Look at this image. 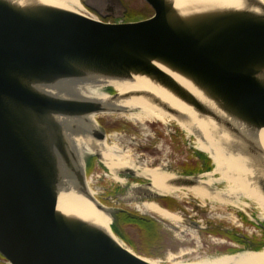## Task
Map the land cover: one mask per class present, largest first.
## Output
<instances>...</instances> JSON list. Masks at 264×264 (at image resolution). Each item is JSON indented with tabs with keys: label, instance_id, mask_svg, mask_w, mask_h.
Returning <instances> with one entry per match:
<instances>
[{
	"label": "water",
	"instance_id": "obj_1",
	"mask_svg": "<svg viewBox=\"0 0 264 264\" xmlns=\"http://www.w3.org/2000/svg\"><path fill=\"white\" fill-rule=\"evenodd\" d=\"M20 1L0 0V255L8 264H155L59 206L60 193L72 185L108 212L113 228L119 227L118 214L124 211L90 196V161L93 155L103 160L100 153L80 155L73 142L76 136L105 140L107 130L91 116L121 109L70 90L98 79L142 76L212 121L216 134L220 130L234 138L235 153L264 167V149L256 137L264 130V4L244 0V6L209 8L144 0L154 12L150 17L107 22L39 1ZM111 89L113 93L106 92L113 98L143 96L181 115L149 92ZM165 168L173 176L167 185L177 188L197 186L212 171ZM117 174L142 181L117 192V204L167 197L135 170ZM257 180L264 195V178ZM185 222L197 230L209 228L193 219ZM254 222L264 227V220ZM244 251L260 249L211 256Z\"/></svg>",
	"mask_w": 264,
	"mask_h": 264
},
{
	"label": "bare ground",
	"instance_id": "obj_2",
	"mask_svg": "<svg viewBox=\"0 0 264 264\" xmlns=\"http://www.w3.org/2000/svg\"><path fill=\"white\" fill-rule=\"evenodd\" d=\"M25 1L28 0H21L20 2ZM34 1L66 8L81 14H86L87 12V9L83 8L80 0ZM177 1L184 5H199V3H202L209 8L246 5L244 0ZM259 1L264 4V0ZM173 75L177 77L182 84L187 85L182 78L178 77L176 74ZM110 85L111 87H114L120 94H126L136 91L149 92L161 99L163 102L168 103L171 107L177 109L181 113V115L175 116L173 114H170L162 108L158 107L156 104L150 102L143 96H131L126 99L113 98L106 92V90L103 89L104 87ZM70 91L74 94L86 96L88 98L104 100L113 107L121 109L120 113L109 111L101 113L100 115H127L130 120L136 122H142L145 119L154 118L162 122H169L174 120L184 130L189 131L190 133H195L197 135L199 148L204 150L203 152L208 153L209 156H211L210 158L212 159V161L215 163V169L212 173L208 174L209 178L202 179L199 185L187 188H177L167 185V181L170 180L173 176L171 173L166 171L164 165L149 168L144 163L139 162V160L134 161L132 160L129 151L120 149L116 144L112 146L108 145V137H106L105 140L100 141L92 139L90 136H76L73 142L78 150V153L82 156L94 152L100 153L101 158L107 164L110 173L114 175V178L116 176L118 177L119 181L123 184V188L126 191L131 188V184L128 178L118 176L117 173L120 169H132L141 176L149 177L152 181L155 191L161 195H166L167 197H171L173 196V194L183 193V191H185L186 193H192L196 197V199L200 198L203 200H210L214 202L229 203L236 207L238 204H243L240 197L244 195L246 198L256 203L258 209L260 210L259 217L264 220V195L257 185V179L264 178V167H260L258 164V160L254 159L253 157L244 155L240 152L235 153L234 151H237V149H235L236 140L234 138L228 136V134L226 133H223L224 131L220 132V130H218V134H216V129L214 128L216 125L212 121L200 118L191 108L186 106L165 88L148 80L147 78H143L142 76H134L132 80L122 81L98 79L92 82H84L82 84L72 86ZM98 115L99 114L92 115L91 118L96 120ZM120 137L122 138V136ZM256 137L260 140L261 145L264 149V130H262ZM239 146L243 147L241 145ZM261 160L264 162V158ZM82 164L84 163L82 162ZM215 172H218L220 174L219 178L212 177ZM224 180L230 183V188H227L226 190H220L214 186V184H217ZM88 184L89 185H87V190L90 196L95 200H98V192L90 187L89 181ZM188 198L190 200L194 199L191 196H188ZM160 199L156 200L157 203L148 200H140L136 203L137 205H135L137 212H132L125 208L123 212H129L130 214L138 213L142 216H146L143 213H149L158 217L157 219H159L160 221L171 223V226L173 227L174 225L182 222L183 217L180 216V214L170 212L160 206V204L158 203ZM59 206L74 218L108 232L123 247L134 252L130 247L127 246L122 237L115 233L112 225V218L108 214V212L98 209L94 201L90 200L88 196L78 192L72 185L69 187L68 191L63 190L60 193ZM128 226L137 229L133 225L129 224H126L125 227H127L128 229ZM209 239L210 241H214V243L217 245L222 244L221 242H215L216 240L214 236H211V238ZM204 257H201V259L192 262L179 260L173 262L172 264H264V249L256 252L244 251L237 254H222V256H218L217 258ZM145 259L155 264L158 262L151 261L148 258Z\"/></svg>",
	"mask_w": 264,
	"mask_h": 264
},
{
	"label": "rangeland",
	"instance_id": "obj_3",
	"mask_svg": "<svg viewBox=\"0 0 264 264\" xmlns=\"http://www.w3.org/2000/svg\"><path fill=\"white\" fill-rule=\"evenodd\" d=\"M80 1L83 8L87 9V12L85 11L86 14L90 13L91 15L96 16L95 18L105 20L107 22L139 20L150 17L154 13L152 8L144 0ZM109 7L114 9V13H108L107 9ZM111 88L112 87H104L103 89L106 91L109 89V91L113 93L114 89L112 90ZM97 119L101 126L106 125L105 127L107 128L109 127L107 124L110 125L120 123L121 126H119V128H110L107 130V137L109 138L107 141L108 145L112 146L116 144L120 149L129 151L132 160H139V162L144 163L149 168L161 165H164L165 167L177 168L179 165L176 161L175 163L171 162L173 160H177L178 162L179 158L181 160L182 153L179 155L180 157L175 158L177 155H175L174 150L181 151L185 149V151H190V154H195L197 151H204L199 148L197 135L184 130L174 120L162 122L154 118L145 119L142 122H136L130 120L127 115L120 114H102L98 115ZM169 126L172 127L171 130L168 128ZM127 127L129 129L128 131L126 130ZM120 136H122V138ZM176 140H183V143H181L183 146L177 148V145H175L177 142ZM92 157L90 166L88 167L87 176L88 181L90 182V187L98 192V200L107 206L121 207L132 212H137L135 206L137 205L136 203L129 205L121 202L118 204L116 203L117 197H115V194L117 192H125L123 190V184L119 181L117 176L115 178L113 177L114 175L110 173L107 168V164L104 161H98L94 155ZM212 177L219 178L220 174L215 172ZM129 181L130 184H138L135 180L131 179ZM214 186L217 187V189L226 190L227 188H230V183L224 180L214 184ZM115 187L121 188L120 190L114 192ZM188 196H191L194 199L190 200ZM172 197L178 199L181 204L180 209H183L181 211L182 213L177 212L176 214H180V216L184 218L183 221L174 225V227L171 226V223L162 221L163 223L161 225L163 226L164 233L162 245L160 244L161 246L152 247L153 249H151L153 252L160 251L156 256L145 255L138 250V248H143V246H141L142 242L139 235L140 231L128 226V229H126L127 231H125L133 242H135L136 246H131L126 241L125 243L136 254L148 258L151 261H158L157 263L159 264H172L173 262L179 260L192 262L199 260L204 256L206 258H212L213 256L209 253V249L213 245L217 244H215L214 241H210L209 238L211 237L204 235L207 238L203 239L199 230L189 224H186V218L195 219L204 226L208 225L209 222L212 221L218 224L221 223L229 230L235 229L238 232L249 236H261V231L257 229L255 224L248 225L246 223H242L243 221L240 217L237 218V212L249 213L251 209L254 210L257 215H259L260 212L256 203L246 198L244 195L240 197L243 204H238L236 207L229 203L214 202L200 198L196 199L192 193H186L185 191H183V193L173 194ZM104 199L107 200V202H105ZM146 216L149 215L146 214ZM255 219L256 218H254V220ZM220 239V237L215 238V242H221Z\"/></svg>",
	"mask_w": 264,
	"mask_h": 264
},
{
	"label": "trees",
	"instance_id": "obj_4",
	"mask_svg": "<svg viewBox=\"0 0 264 264\" xmlns=\"http://www.w3.org/2000/svg\"><path fill=\"white\" fill-rule=\"evenodd\" d=\"M108 126L110 128H115V129L119 128V124H112V125H108ZM204 159H206V158H204ZM206 162H207V165L203 169L204 170L212 169L211 161L209 159H206ZM203 169L188 170V171L189 172H192V171L197 172V171L203 170ZM167 198L171 199L172 201L164 203V205L169 207V209H172V210L177 208V206H178L177 201L172 197H167ZM167 198H165V199H167ZM239 214L245 220L246 224H248V225L253 224L250 220H248V218L243 213L240 212ZM118 217H119L120 227H114V231L117 235L122 237L131 246H136L135 242H133V240L130 238V236L126 235L124 233V227L126 226V224L133 225L134 227H136L138 229V231H140L139 235H140V240L142 242L141 246H143V248H138V250H140V252L144 253L145 255H149V256H156L159 254L160 251H154L153 252V251H151V249L159 246L160 244L162 245V239L164 237V235H163L164 233H163V229H162L160 224H158L154 219H152L148 216L139 215L138 213H131L130 214L129 212H120L118 214ZM205 234L206 235L212 234L214 236H220L222 238H228L229 240H233L235 242H241V239L238 238L237 236H234L233 233H232L233 236L230 235L231 233H229V235H228V234H225V232H223V231H218V229L207 230L205 232ZM256 239L260 242H259V245L256 246L254 249H261L264 246V236L262 235V237H259ZM238 250H239V248H233V247L228 248L226 245H221V246L213 245L212 247H210L209 253H211V254L212 253L217 254L218 252L234 253Z\"/></svg>",
	"mask_w": 264,
	"mask_h": 264
},
{
	"label": "flooded vegetation",
	"instance_id": "obj_5",
	"mask_svg": "<svg viewBox=\"0 0 264 264\" xmlns=\"http://www.w3.org/2000/svg\"><path fill=\"white\" fill-rule=\"evenodd\" d=\"M107 11H108V13L110 14V13H114V9L113 8H111V7H109L108 9H107ZM105 21V20H104ZM128 21V20H127ZM130 21V20H129ZM107 125H109V124H107ZM110 125H112V124H110ZM106 125H104V127H105ZM119 126H121V124L119 123ZM105 129L106 130H108V129H110V127H105ZM112 129H115V128H112ZM170 130L172 129V128H169ZM126 130L128 131L129 129H128V127L126 128ZM135 138V137H134ZM177 142L175 143V145H177V148L178 147H181V146H183L181 143H183V141H180V140H176ZM159 149V148H158ZM174 153H175V155H177V157H175V158H178V157H180L179 155L182 153V159L180 160V158H179V161L177 162V160H173L171 163H175V161H176V163L179 165L177 168H172V167H170L171 168V170H173V171H176V172H189L188 170H198V169H201L203 166H206L207 165V162H206V159L204 160V158H193L192 160H191V154H190V152L188 151V150H186L185 151V149H183V150H181V151H176V150H174ZM187 154V155H186ZM171 155V154H170ZM173 157V156H172ZM193 172V171H192ZM194 172H196V171H194ZM133 182V181H132ZM137 182H142L141 180H138ZM120 188L121 187H115V190H114V192L115 191H118V190H120ZM172 198H174L176 201H177V204H178V206H177V208H175L174 210H172V209H169V207H167V206H165L164 205V203H167V202H171L172 200L171 199H165V198H163V199H160L159 200V204H160V206L162 207V208H164V209H166V210H168V211H170V212H174V213H177V212H180V213H182L181 211L183 210H181L180 209V206H181V204H180V202L178 201V199H176L175 197H172ZM104 201L105 202H107V200H105L104 199ZM184 209H186L185 207H183ZM184 213V212H183ZM240 212H237V215H238V217L237 218H241V220L245 223V220L242 218V216H240V214H239ZM241 213H243L247 218H248V220H250L253 224H255L256 225V227L259 229V230H261V236H257V235H254V236H249V235H247V238L246 239H243V238H240L241 239V242H236V243H233V242H235V241H233V240H229L228 238H225L226 239V242H225V244L224 245H226L228 248H231V247H243V248H255L256 246H258L259 245V242L260 241H258L256 238H259V237H262V235L264 236V227H260V226H258L255 222H254V218H256V219H258V221H263L260 217H259V215H257L255 212H254V210H250V212L248 213V212H241ZM148 217H150V218H152V219H154L158 224H162V221H160L159 219H157L158 217H156V216H148ZM184 219V218H183ZM193 220H195V219H193ZM195 221H197V220H195ZM205 226H209V228H208V230H210V229H213V230H215V229H218V231H223V232H225V234H228L229 235V233H231L230 235H232L233 236V234H234V236H237L236 234L237 233H240V232H238L237 230H235V229H233V230H229L227 227H225V226H223L221 223L220 224H218V223H214V222H212V221H210L209 222V224L208 225H205ZM263 226H264V222H263ZM161 227H162V229H163V226L161 225ZM127 229V227H124V233L126 234V235H128L127 233H126V230ZM126 230V231H125ZM207 230H204V231H201V230H199V232H200V235L203 237V239H205V238H207V237H211V235L212 234H209V235H206L204 232H206ZM233 233V234H232ZM207 236V237H205V236ZM219 237V236H218ZM222 244H220V245H218V246H221ZM219 248V247H218ZM3 262H5V263H3ZM0 264H7L6 263V261H5V259L0 255Z\"/></svg>",
	"mask_w": 264,
	"mask_h": 264
},
{
	"label": "crops",
	"instance_id": "obj_6",
	"mask_svg": "<svg viewBox=\"0 0 264 264\" xmlns=\"http://www.w3.org/2000/svg\"><path fill=\"white\" fill-rule=\"evenodd\" d=\"M183 141V140H182ZM190 152V151H189ZM191 160L193 159V158H195L196 156L194 155V154H191ZM197 158V157H196ZM194 160V159H193Z\"/></svg>",
	"mask_w": 264,
	"mask_h": 264
},
{
	"label": "built area",
	"instance_id": "obj_7",
	"mask_svg": "<svg viewBox=\"0 0 264 264\" xmlns=\"http://www.w3.org/2000/svg\"><path fill=\"white\" fill-rule=\"evenodd\" d=\"M88 14H90V13H88ZM91 15V14H90Z\"/></svg>",
	"mask_w": 264,
	"mask_h": 264
}]
</instances>
